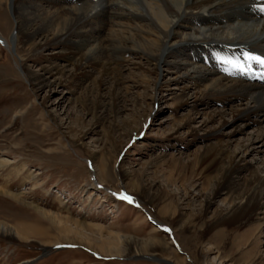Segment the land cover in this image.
Masks as SVG:
<instances>
[{
    "label": "rangeland",
    "instance_id": "rangeland-1",
    "mask_svg": "<svg viewBox=\"0 0 264 264\" xmlns=\"http://www.w3.org/2000/svg\"><path fill=\"white\" fill-rule=\"evenodd\" d=\"M14 23L9 5L3 4L0 157L8 165L0 168V186L8 182L7 189L22 193L31 205L92 227L58 232L30 206L0 193V221L44 230L13 241L0 235V264H264V118L259 113L251 120L245 113L234 118L231 111L244 100L233 98L188 97L181 105L179 100L202 89V82L175 79L178 73L165 63L147 70L143 55L128 50L120 53V62L110 64L119 68L117 85L96 86L97 66L84 67L69 79L74 57L59 53L67 52V46H48L38 58L30 57V48H15L10 41ZM183 53L190 55L189 50ZM21 60L33 72L56 66L44 74L48 84L31 85ZM116 94L123 97V106L106 116L104 105ZM188 114L193 119L183 125ZM261 132L262 139H255ZM215 143L225 144L243 165L233 177L239 190L251 171L262 179L257 206L246 222L226 219L238 190L211 193L218 168L201 154ZM101 161L108 164L103 171ZM21 164L24 169L16 174ZM135 181L146 199L133 191ZM121 192L133 202L122 199ZM95 225L103 230H94ZM151 238L158 242L144 250ZM55 241L63 243L43 252V245Z\"/></svg>",
    "mask_w": 264,
    "mask_h": 264
},
{
    "label": "bare ground",
    "instance_id": "bare-ground-1",
    "mask_svg": "<svg viewBox=\"0 0 264 264\" xmlns=\"http://www.w3.org/2000/svg\"><path fill=\"white\" fill-rule=\"evenodd\" d=\"M3 4L9 5L15 16V31L10 38L15 48L26 45L31 49L30 57L38 58L48 46H67V52L59 53L67 59L74 57L69 79L84 67L97 66L100 68V77L96 86L119 83V68L110 64L120 62V53L128 50L143 55L147 70L158 69L161 63H165L178 73L175 79L186 77L202 82V89L179 100V104L186 103L188 97L194 100L224 98L226 101L233 98L244 100L242 107L230 109L234 118H240L243 113L249 119L256 113L264 118V64L250 58L251 55L264 56V11L259 7L264 4V0H0V8ZM36 37H39L37 42L34 41ZM184 50H189L190 55L183 53ZM167 57L173 60L169 61ZM20 66L29 83L36 88L48 84L44 74H52L51 69L56 68L41 66L39 70L43 72H33L22 60ZM184 88H180L183 93ZM122 99L117 94L111 96L108 104L104 105L105 115L116 114L119 107L123 106ZM192 119L188 114L183 125ZM208 119L211 121L210 117ZM127 127H131L129 123ZM138 127L141 129V124ZM192 131L190 128V133ZM125 132L127 134L128 131ZM204 134L209 137L214 131ZM262 136L261 132L255 139L261 140ZM236 156L229 154L223 143L209 145L201 154L203 160H209L210 167L218 168L212 195L220 190H238L226 215L227 221L233 223L246 222L251 216L257 206V195L262 183L258 174L251 171L243 187L240 190L237 188L238 183L233 177L243 165L235 159ZM7 165V160L0 157V168ZM107 165L101 161L99 171H103ZM23 169L24 164L15 168L16 174ZM122 176L126 178L127 175L123 172ZM8 184H1L0 193L30 206L50 228L58 232L76 233L78 227H92L90 223L78 222L31 205L25 201L22 193L9 191ZM132 186L134 192L143 195V199L147 198L146 194L141 193L143 191L139 182H133ZM37 222L42 221L39 219ZM67 222L74 224L75 229L68 226ZM94 230L103 228L95 225ZM43 231L22 224L13 227L0 221V235L10 241L18 237L41 235ZM107 235L121 240L120 236H114L111 232ZM157 242L155 238L148 239L144 242V250L145 246ZM57 243L63 242L43 245V252ZM133 253L143 255L139 250ZM26 263L20 261L15 264Z\"/></svg>",
    "mask_w": 264,
    "mask_h": 264
},
{
    "label": "snow or ice",
    "instance_id": "snow-or-ice-1",
    "mask_svg": "<svg viewBox=\"0 0 264 264\" xmlns=\"http://www.w3.org/2000/svg\"><path fill=\"white\" fill-rule=\"evenodd\" d=\"M259 7H260V9H261L262 11H264V4L259 5ZM245 55H249V54L246 53ZM250 58L253 59V60H257V61H259L260 63L264 64V56L251 55ZM119 195H120V197H121L122 199H124L125 201H127V202H129V203H132V202H133V199H134V198H133L131 195H127V194H125L124 192L119 193ZM166 230H167V229H166Z\"/></svg>",
    "mask_w": 264,
    "mask_h": 264
}]
</instances>
